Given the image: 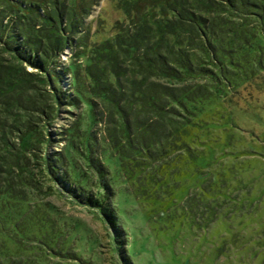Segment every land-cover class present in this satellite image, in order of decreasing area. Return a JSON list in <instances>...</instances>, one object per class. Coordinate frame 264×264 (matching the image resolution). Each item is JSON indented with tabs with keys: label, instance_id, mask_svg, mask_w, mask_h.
<instances>
[{
	"label": "trees",
	"instance_id": "obj_1",
	"mask_svg": "<svg viewBox=\"0 0 264 264\" xmlns=\"http://www.w3.org/2000/svg\"><path fill=\"white\" fill-rule=\"evenodd\" d=\"M30 1L0 0V177L6 167L14 168L7 159L14 152L27 169L37 171L34 177L46 195L56 197V188L69 184L71 190L65 193L73 196L74 204L99 212L118 237L123 231L111 201L112 184L123 180L132 186L134 179L176 172L195 142L204 141L206 130L200 127L208 122L202 114L207 110L210 116L230 92L236 94L241 86L254 84V76L264 75V0H115V13L121 17L111 26L113 36L95 43L91 57L80 54L85 55L84 63L68 68V92L63 91L64 75L49 71L42 57L53 60L64 43L73 45L75 39L89 41L92 26H86L85 17L101 0ZM100 20L95 27L105 33L106 24ZM230 71L232 78L226 81ZM199 79L215 80V85ZM187 80L192 82L185 84ZM223 81L227 85L220 87ZM96 99L104 109L90 102ZM80 104L91 108L85 121L80 118L61 137L47 134L64 109L75 111ZM197 109L201 114L194 113ZM104 120L102 137L96 127ZM17 137L27 146L18 149ZM77 139L78 148L85 151L82 158L73 157L78 155L72 143ZM61 140L70 141L62 155L46 150L58 147ZM74 160L85 161V167L78 168ZM31 172L24 174L25 182ZM27 183L0 184V258L22 250L23 242L13 240L11 245L7 238L14 218L28 222L30 217L33 224L41 220L44 241L56 240L57 225L50 215L58 219L59 213L43 207Z\"/></svg>",
	"mask_w": 264,
	"mask_h": 264
},
{
	"label": "rangeland",
	"instance_id": "obj_2",
	"mask_svg": "<svg viewBox=\"0 0 264 264\" xmlns=\"http://www.w3.org/2000/svg\"><path fill=\"white\" fill-rule=\"evenodd\" d=\"M23 1L29 5L32 2ZM114 1L101 0L92 14L85 17L86 26L87 23L92 26L89 31L93 36L87 41L89 43H82V40L78 43L75 39L73 45L64 43L63 50L53 60L42 57L49 71L64 75L62 86L65 91L72 86L68 68L75 62L84 63L85 55L80 54L91 57L89 53L95 43L113 36L111 26L121 17L115 13ZM57 11L58 16L62 14L61 9ZM100 18L106 24L105 33L95 27V20ZM253 23H247L248 27L251 28ZM61 24L60 28L65 31L68 26L64 25L63 19ZM28 72L35 71L28 69ZM232 75V71L226 74V81ZM226 81L221 82L220 87H225ZM191 82L187 80L185 84ZM198 82L215 85V80L199 79ZM252 83L241 86L236 94L230 92L229 99L220 103L222 107L210 110V116L207 110L202 114V119L208 122L200 127L201 132L206 130L202 136L204 141L195 142L176 172L164 173L153 180L134 179L132 186L123 180L112 184L115 197L111 201L116 204L118 224L123 231L118 237L99 212L74 204L73 196L65 193V189L71 190L69 184L62 186L65 189L60 191L56 188V197L46 195L34 177L37 171L27 169V165L11 153L7 159L14 163V168L6 167L0 184L10 183V186L16 181L25 186L29 182L35 193L32 195L41 198L43 207L49 206L59 213V218L50 215V220L57 225L56 240L51 243L44 241L41 220L37 219L39 224H33L30 217H27L28 222L25 218H14L16 223L9 227L7 238L11 245L15 244L13 240L23 242L22 250L18 254H5L7 257L0 258V264H264V75L254 76ZM90 102L100 103L104 109L100 99ZM88 109H91L88 105H81L75 111L60 110V116L51 125L54 128L50 130L48 126L47 134L51 133L53 139L61 137L63 130L70 129L80 118L85 121ZM194 113L201 114L198 109ZM212 119L218 123L215 121L212 125ZM104 122L107 121L96 127L102 137L106 134ZM16 142L18 149L24 148L22 144L27 146L20 140ZM78 142V139L72 142L78 150L74 158H82L85 154L84 149L78 148ZM68 143L69 140H61L58 148L46 150L62 155ZM104 147L111 148L108 144ZM29 148L33 151L31 145ZM83 162L74 160L78 168L85 167ZM30 171L32 178L25 182L24 174ZM0 201V206L2 203L4 206L1 198ZM35 225L38 226L35 228Z\"/></svg>",
	"mask_w": 264,
	"mask_h": 264
},
{
	"label": "bare ground",
	"instance_id": "obj_3",
	"mask_svg": "<svg viewBox=\"0 0 264 264\" xmlns=\"http://www.w3.org/2000/svg\"><path fill=\"white\" fill-rule=\"evenodd\" d=\"M76 51H77V50H75V52H76ZM63 91L65 92V89H63ZM66 92H68V91H66ZM63 123H64V122H63ZM60 145H61V144H59L58 147H59ZM58 147H57V148H58Z\"/></svg>",
	"mask_w": 264,
	"mask_h": 264
}]
</instances>
